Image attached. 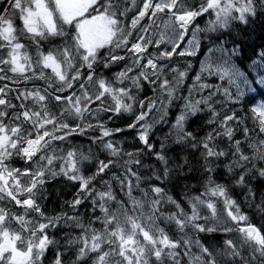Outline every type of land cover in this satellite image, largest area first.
<instances>
[{
  "label": "snow or ice",
  "instance_id": "6c2138e0",
  "mask_svg": "<svg viewBox=\"0 0 264 264\" xmlns=\"http://www.w3.org/2000/svg\"><path fill=\"white\" fill-rule=\"evenodd\" d=\"M257 25L264 0H0V264H264Z\"/></svg>",
  "mask_w": 264,
  "mask_h": 264
},
{
  "label": "trees",
  "instance_id": "16d2710c",
  "mask_svg": "<svg viewBox=\"0 0 264 264\" xmlns=\"http://www.w3.org/2000/svg\"><path fill=\"white\" fill-rule=\"evenodd\" d=\"M262 44H264V28L257 25L255 31L251 33L250 45L245 48V56L251 55L252 47H256V50L259 51L258 46Z\"/></svg>",
  "mask_w": 264,
  "mask_h": 264
}]
</instances>
